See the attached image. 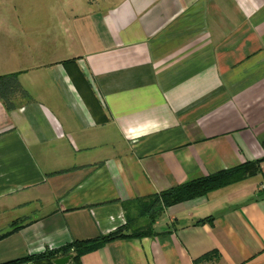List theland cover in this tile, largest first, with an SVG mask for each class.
Segmentation results:
<instances>
[{
    "label": "crops",
    "instance_id": "obj_1",
    "mask_svg": "<svg viewBox=\"0 0 264 264\" xmlns=\"http://www.w3.org/2000/svg\"><path fill=\"white\" fill-rule=\"evenodd\" d=\"M70 8L65 52L53 43L43 60L18 16L14 26L1 17L0 77L16 76L21 91L11 108L0 98V237L18 227L0 240L16 247L0 264L131 232L146 219L138 201L264 156V0ZM258 175L264 163L164 210L152 235L78 262L264 264V185L250 180Z\"/></svg>",
    "mask_w": 264,
    "mask_h": 264
},
{
    "label": "trees",
    "instance_id": "obj_2",
    "mask_svg": "<svg viewBox=\"0 0 264 264\" xmlns=\"http://www.w3.org/2000/svg\"><path fill=\"white\" fill-rule=\"evenodd\" d=\"M13 91H21L16 80V76L11 75L0 77V98L9 108L12 107L9 104V100ZM261 147L264 150V142H262ZM262 163H264V156L257 161L247 162L234 168L223 170L216 174L178 185L146 199V202L140 203L139 201H136V204L139 206L141 204L140 207H142V209L139 208L140 216L145 215L146 219L143 226L138 227L131 232L129 227L125 225L117 228L105 236L85 241H73L70 244L58 249H46L38 255L22 257L6 264H53L55 259L67 256L70 257L69 264H79L78 261L82 256L97 250L107 243L125 238H142L143 236H150L153 233L152 227L156 218L164 210L187 201L205 197L209 193L218 189L236 184L246 178L255 176L260 173V165ZM208 220L209 218L201 220L198 224H203L208 222ZM11 228L12 231L18 228L16 226V222L13 223ZM12 231L7 233V235L11 234ZM7 235H2L0 240ZM207 259V256H205L202 260L207 261Z\"/></svg>",
    "mask_w": 264,
    "mask_h": 264
},
{
    "label": "rangeland",
    "instance_id": "obj_3",
    "mask_svg": "<svg viewBox=\"0 0 264 264\" xmlns=\"http://www.w3.org/2000/svg\"><path fill=\"white\" fill-rule=\"evenodd\" d=\"M87 0H0V27L1 17L6 19L9 26L16 22L18 16L21 25L25 28L26 38L34 39V42L41 45V59L52 56L53 51H48L47 47L57 43L60 53L64 51V45L68 42L61 23L70 16L72 6L81 9ZM8 15V17H5ZM11 24V25H10ZM14 26V25H13ZM29 40V39H28ZM59 53V54H60ZM58 55L57 58H60ZM251 182L264 185V180L260 175ZM166 216L159 217V223L165 222ZM11 243H6L0 248V255H12L16 247Z\"/></svg>",
    "mask_w": 264,
    "mask_h": 264
},
{
    "label": "water",
    "instance_id": "obj_4",
    "mask_svg": "<svg viewBox=\"0 0 264 264\" xmlns=\"http://www.w3.org/2000/svg\"><path fill=\"white\" fill-rule=\"evenodd\" d=\"M69 260H70L69 256L62 257V258L55 259L53 261V264H68ZM27 264H32V263H27Z\"/></svg>",
    "mask_w": 264,
    "mask_h": 264
},
{
    "label": "built area",
    "instance_id": "obj_5",
    "mask_svg": "<svg viewBox=\"0 0 264 264\" xmlns=\"http://www.w3.org/2000/svg\"><path fill=\"white\" fill-rule=\"evenodd\" d=\"M200 264H208L207 262H205V261H203V262H201Z\"/></svg>",
    "mask_w": 264,
    "mask_h": 264
}]
</instances>
